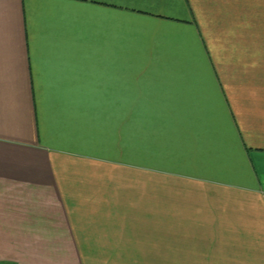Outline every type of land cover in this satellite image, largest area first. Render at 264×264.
<instances>
[{
	"label": "crops",
	"instance_id": "1",
	"mask_svg": "<svg viewBox=\"0 0 264 264\" xmlns=\"http://www.w3.org/2000/svg\"><path fill=\"white\" fill-rule=\"evenodd\" d=\"M0 264H264V0H0Z\"/></svg>",
	"mask_w": 264,
	"mask_h": 264
}]
</instances>
